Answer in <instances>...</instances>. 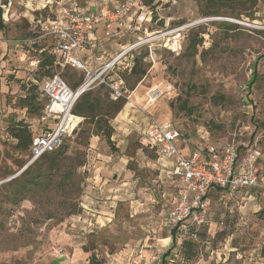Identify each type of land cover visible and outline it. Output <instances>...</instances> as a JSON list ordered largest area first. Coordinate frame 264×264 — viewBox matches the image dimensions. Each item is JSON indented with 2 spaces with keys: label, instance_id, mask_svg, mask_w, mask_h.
Returning a JSON list of instances; mask_svg holds the SVG:
<instances>
[{
  "label": "rangeland",
  "instance_id": "obj_1",
  "mask_svg": "<svg viewBox=\"0 0 264 264\" xmlns=\"http://www.w3.org/2000/svg\"><path fill=\"white\" fill-rule=\"evenodd\" d=\"M173 1L160 0L155 10L147 7L154 11L149 31L160 26L193 23L190 36L181 54L155 47L144 60L145 76L139 80L127 77L128 86H135L133 104L140 108L144 97L147 101L150 89L158 86L161 97L149 111L160 122H171L182 138L192 142L215 146L234 144L241 147L242 156L257 150L263 159L260 167L264 168L263 1L175 0V4ZM238 14L240 18L236 20ZM215 15L234 19L224 21ZM225 22L238 28L232 30ZM106 29L116 32L115 28ZM145 34L131 31L121 42ZM194 35L203 39L196 51L189 46ZM27 55L24 61L19 60L23 66L17 69L24 74H12L3 59L0 60V264H59L61 259L56 256V250L66 252L73 247L72 212H83L81 204L91 175L87 164L94 127L84 124L81 118L79 127L65 139L62 147L35 164L29 151L16 148L17 142L9 133L15 122L23 120L29 124L35 136L54 127L56 120L47 114L44 98L39 97V110L28 111L22 107L21 100L30 86L43 85L48 77V68L40 67L41 55L33 49ZM31 61L39 63L31 66ZM50 70L54 74L72 71L55 67ZM75 73L83 77L82 72ZM254 74L257 78L251 83ZM61 76L75 89L74 83ZM240 85L247 89L241 91ZM97 88L92 90L95 92ZM102 93V97L111 100L108 92ZM121 112L110 121L115 129L116 150L112 151L98 137V147L113 157L112 162L126 164L118 180L110 178L118 188L119 198H109L111 191L105 198L107 204L115 203L111 209L114 217L107 227L83 239L86 255L80 264H89L92 256L103 264L113 260L118 264H135L133 261L138 264H264V194L260 192L253 193L255 200L240 197L230 200L217 192L210 193L207 221L194 227L193 238L176 240L172 248L171 233L162 226V220L175 205L173 188L160 179L157 155L142 140L138 132L140 125L134 128L129 121L117 120ZM32 175L46 176L49 184L42 189L35 187ZM20 178L24 180L20 182ZM21 185L28 188L24 198L16 196ZM186 241L193 246L183 244ZM131 250L128 257L127 252ZM143 250H146V262L140 258Z\"/></svg>",
  "mask_w": 264,
  "mask_h": 264
},
{
  "label": "built area",
  "instance_id": "obj_2",
  "mask_svg": "<svg viewBox=\"0 0 264 264\" xmlns=\"http://www.w3.org/2000/svg\"><path fill=\"white\" fill-rule=\"evenodd\" d=\"M115 1L101 0L99 9L95 11L58 3L56 8L45 7L50 13L35 20L40 37L54 39L53 54L58 56L61 65L82 72L83 80L75 89L61 74H54L43 82L40 96L47 101V114L56 120L54 127L33 139L30 148L32 163L62 147L65 139L79 127L81 118L74 116L72 111L86 92L104 86L113 100H130L132 92L118 73L133 67L135 52L139 49L147 48L150 55L155 47L175 55L181 54L184 34L193 23L167 25L150 32L148 26L153 23V12L141 0H127L118 6H115ZM173 2L176 3L175 0ZM101 21L118 29L144 31L147 35L109 56L91 38ZM99 49L100 54H97ZM85 54H89L88 59H85ZM94 61L98 63L96 66L92 64ZM37 63L30 62L31 66ZM239 89L244 91L247 87L240 85ZM161 94L158 86L152 87L147 93V105L155 104ZM145 137L161 157L172 161L167 178L177 188V202L162 220V226L170 230L172 240L175 237L182 242L195 236L194 227L207 221L208 197L213 190L220 191L230 200L250 190L264 192V168L260 167L257 150L242 156L234 144H198L189 157H184L178 146L182 138L179 130L171 122H160L153 116L149 118ZM62 253V249L56 250V256ZM133 263L138 264L137 261Z\"/></svg>",
  "mask_w": 264,
  "mask_h": 264
},
{
  "label": "crops",
  "instance_id": "obj_3",
  "mask_svg": "<svg viewBox=\"0 0 264 264\" xmlns=\"http://www.w3.org/2000/svg\"><path fill=\"white\" fill-rule=\"evenodd\" d=\"M124 1L127 0H116L115 6L120 5ZM58 3L74 5L80 8H88L95 11L99 9L101 0H12L11 2L10 0H0V5L3 8V17L0 28V60L3 59L9 67L8 70L11 71L12 74H24L22 71H17V69L23 66L21 63L22 61L20 62L19 60L24 61L26 59V53H29L30 51L26 46L30 45L29 43L31 40L25 38L30 36V32L34 31L35 20L38 18L36 12L45 7L56 8ZM106 26L116 28L115 26H109L108 23L101 21L96 31L91 35V38L95 39L98 44L108 52L109 56H114L129 43L128 41L125 43L121 42L122 38L125 37L126 30L116 28L118 29L116 32L107 29L104 31ZM97 54H100V49L97 50ZM88 57L89 54H85V59H88ZM92 64L93 66H96L98 63L94 61ZM133 96H135L134 91L131 93L130 100L126 102L125 108L117 117V120L121 118V122H123V120L125 122L129 121L131 124L130 126L134 128H136L137 125H140L138 132L141 135L142 140H144L146 147L148 146L157 155L160 179L165 180V183L173 188V196H175L176 204L177 188L167 178V172L172 166V161L161 157L157 149L150 145L145 137L150 116L156 118V116L149 111V108L156 104L146 105V97H144L143 105L138 108L132 102ZM131 114L133 116L130 118ZM98 137L99 136H94L91 148L89 149L90 159L87 164L88 168H86L91 175L87 178L89 185L87 187V195L84 196L85 201L81 204L83 212L81 215L73 216L71 219L70 229L73 233V247L66 252L62 249L63 253L60 255L61 261L59 264H80L81 260H84L86 255L82 248L83 239L86 238L87 234L96 233L107 227L114 217L111 209L114 207L113 204L115 203L112 201L107 204L105 198L109 195V191H111L109 198L113 200L119 198V194L117 193L118 188L115 184L111 183L110 178L112 177L113 179L118 180V176L121 177L122 170L124 167L126 168V164L112 162L113 157L107 156L105 152H102L103 149L98 147V142L100 140ZM198 144L199 143L192 142V140L187 138H181L178 146L181 154L184 157H189ZM145 145L143 144L144 147ZM125 186H128V184H125ZM126 191H129V188H126ZM212 192H217V194L225 198L220 191L213 190ZM254 192L264 194L263 191L250 190L245 194L240 193L241 195L237 197H240L242 200H255L257 197L253 194ZM131 252L132 250L127 252L128 257ZM141 256L140 258L146 262V250L141 252ZM109 264L118 263L113 260L109 262Z\"/></svg>",
  "mask_w": 264,
  "mask_h": 264
},
{
  "label": "trees",
  "instance_id": "obj_4",
  "mask_svg": "<svg viewBox=\"0 0 264 264\" xmlns=\"http://www.w3.org/2000/svg\"><path fill=\"white\" fill-rule=\"evenodd\" d=\"M256 1L257 0H255V2ZM262 1L264 3V0H262ZM141 2L144 6L150 8V9H153V10H155V8L157 6H159V4H160V0H141ZM49 13H50V11L48 8H44V9H41V10L36 12L38 18L40 16L45 17ZM214 14H218V13H214ZM235 16L237 17L236 20L238 18H240V14L235 15ZM213 17H224V16L215 15ZM226 18L234 19L231 17H226ZM157 22H159V19L156 20V23ZM1 23H2V21H0V28H1ZM161 24H163V22ZM182 24H184V23H178V24H175L173 26L182 25ZM225 24H228L229 28H231L232 30H234L235 28H238L236 25H234L232 23L225 22ZM149 26H151V24ZM107 27L108 26H106V28ZM161 28H164V26H160L155 30H158ZM115 30L118 31V29H116V28H115ZM149 30H150V27H149ZM155 30H151V31H155ZM129 32H131V31L126 30L125 35L128 34ZM137 32L138 31H136V33ZM139 32L141 33L142 31H139ZM138 35H139V33H138ZM40 36H41V34H40L39 30L35 26L34 31L30 32V36L25 38V39L31 40V42L29 43L30 45L26 46V48L28 47L30 50L33 49L41 55L40 67H41V69L48 68V70H47L48 71V73H47L48 77L47 78L52 77L54 75V73H52V71L50 70L54 67L56 69H58V68H69V67H63L61 65L59 59H58V56L53 54L54 39L52 37H43L42 38ZM189 36H190V29L188 31H186L184 34L183 48L185 46L186 39L189 38ZM199 37H200L199 35H194V36H192V39L189 40L190 41L189 46H190V48L194 49V51H196L197 46L201 45V43H202L203 39H202V37H200V38ZM138 39H139V37L137 36L136 38H133L132 40H128V42L133 43V42H136ZM148 56H149V51L147 48L139 49L137 52H135L133 67L128 71H123V72L118 73L119 78L125 82L128 90L130 92L134 91L135 86H133V87L128 86L127 77H129V78L137 77V79L139 80L143 76H145L147 70L145 68L144 60ZM38 63H39V61H38ZM71 70L74 71L73 69H71ZM72 71L68 70V71L64 72L63 74H61V73H56V74L63 75L71 83H74L73 84L74 88H77L81 84L83 77L81 75L78 77L77 74L75 73V71L74 72H72ZM256 78H257V75L254 74L251 83H253ZM41 88H42V84H40V85L36 84V85L30 86V88L27 90L26 97H24L21 100L22 107L27 108L28 111H33L34 109L39 110V108H40L39 97H41L40 95L42 92ZM188 90H191V89L189 88ZM105 91L108 92V94H109V90L107 88H105L104 86H100L97 88V90L95 92L93 90L86 92L85 94H83L78 99V101L76 102L72 112H73L74 116L84 118V124H93L94 129L91 132L92 135L101 136L106 141L109 148L112 151H115L116 148H115V143L113 141V135L115 133V129L111 125L110 121L114 118L115 114L122 111V109L124 108L127 101L125 99L113 100L112 98H111V100H109L108 98L102 97V94H103L102 92H105ZM247 96L250 97V94H248ZM186 102L187 101H184L183 104H187ZM9 133H10V136L13 139H15L17 142L16 148L22 152L29 151V154H30V148H31L32 141L36 136H38V135L33 136V131L31 129L30 125L25 123L23 120L15 122L14 125L12 127H10ZM240 148L241 147H238V149H240ZM58 150H56V151H58ZM56 151H54L52 153H48V154L44 155L43 157H45L47 155L50 156V155L56 153ZM253 151H256V150H253ZM250 152H252V151H250ZM247 153H249V152H247ZM30 156H31V154H30ZM43 157H41V158H43ZM39 160H37V161H39ZM262 160L263 159L261 157V152H260L259 157H258V161L260 164L262 163ZM37 161H35L34 164ZM53 163H55V162L53 161L52 164ZM22 175L25 177V175H27V172L26 171L23 172ZM23 180H24V178L19 179L20 182ZM31 180L33 181V185L35 187L41 188V189L44 188L47 184H49L48 179L46 178V176L43 177V175H40V176L39 175H32ZM27 189H28L27 186L21 185L18 188V192H17L16 196L21 195L22 198H24V196L27 192ZM72 214H74V216H78V215H81L82 212H80V210H74L72 212ZM175 243H176V238L173 237L172 248L174 247ZM183 244H186V246H188V247L193 246V243L190 241H186ZM168 254L169 253H167L166 256H168ZM89 264H103V263H102V261L96 260L95 256H92Z\"/></svg>",
  "mask_w": 264,
  "mask_h": 264
},
{
  "label": "water",
  "instance_id": "obj_5",
  "mask_svg": "<svg viewBox=\"0 0 264 264\" xmlns=\"http://www.w3.org/2000/svg\"><path fill=\"white\" fill-rule=\"evenodd\" d=\"M2 17H3V8L0 5V21H2Z\"/></svg>",
  "mask_w": 264,
  "mask_h": 264
}]
</instances>
